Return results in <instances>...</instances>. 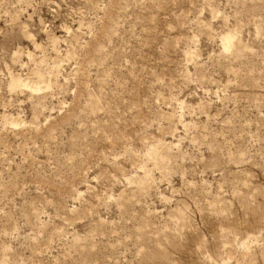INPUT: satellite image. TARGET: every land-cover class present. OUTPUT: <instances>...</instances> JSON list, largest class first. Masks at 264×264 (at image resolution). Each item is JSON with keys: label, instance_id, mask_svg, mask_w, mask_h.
Listing matches in <instances>:
<instances>
[{"label": "rangeland", "instance_id": "1", "mask_svg": "<svg viewBox=\"0 0 264 264\" xmlns=\"http://www.w3.org/2000/svg\"><path fill=\"white\" fill-rule=\"evenodd\" d=\"M0 264H264V0H0Z\"/></svg>", "mask_w": 264, "mask_h": 264}, {"label": "bare ground", "instance_id": "2", "mask_svg": "<svg viewBox=\"0 0 264 264\" xmlns=\"http://www.w3.org/2000/svg\"><path fill=\"white\" fill-rule=\"evenodd\" d=\"M221 40H222L223 47L226 49L233 47L236 44L235 36L231 32L224 34L221 37ZM10 81H11V84L14 86H18V87L19 86H27L28 87V83L25 82L26 80L22 79V77L18 73L15 74V73L10 72ZM13 121L17 122V119L13 118ZM147 155H148L149 159H152V160H154L155 163H157L158 153L155 149H150L148 151Z\"/></svg>", "mask_w": 264, "mask_h": 264}]
</instances>
